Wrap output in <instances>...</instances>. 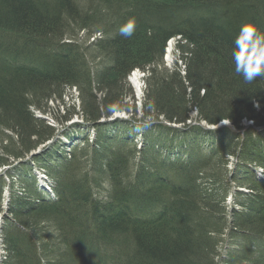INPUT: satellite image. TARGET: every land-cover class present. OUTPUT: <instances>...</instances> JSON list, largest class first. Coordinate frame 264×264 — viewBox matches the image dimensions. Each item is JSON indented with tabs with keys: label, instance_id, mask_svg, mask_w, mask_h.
I'll return each instance as SVG.
<instances>
[{
	"label": "trees",
	"instance_id": "1",
	"mask_svg": "<svg viewBox=\"0 0 264 264\" xmlns=\"http://www.w3.org/2000/svg\"><path fill=\"white\" fill-rule=\"evenodd\" d=\"M90 1L112 16L110 28L105 19L104 28L98 29L95 23L101 18L82 11L76 0H0V147L6 153L0 156V166L51 139L57 125L76 114L90 122L117 111L136 117L137 110L132 112L125 101L133 94L129 76L137 68L150 73L144 118L153 113L181 124L197 112L204 121H228L237 130L244 120L264 124V78L245 82L235 73L231 58L242 23L252 21L264 32V0ZM131 18L136 30L125 38L119 29ZM68 22L90 39L97 33L103 37L87 47L66 43L63 29ZM176 38L185 68L156 75L169 40ZM89 49L102 58L98 65H91ZM67 88L79 91L80 110L59 113L56 123L38 117L37 112L47 113L49 100L63 97ZM136 128L130 126L131 135H137ZM195 129L196 135L182 139L175 138L178 132L159 137L161 144H151L145 134L144 148H131L134 143L129 141L127 149L108 159L99 137L107 136L109 129L97 130L95 146L76 149L69 162L55 168L63 181L57 204L12 200L15 223L9 225L6 243H16L7 247L6 264H216L221 242L215 234L223 231L226 221L229 233L235 229L240 236L232 237L237 245L227 251L224 263L264 264V192L256 190L264 183L251 178L255 172L249 168L254 162L264 167V132L251 129L241 137L231 128ZM237 137L243 141L234 145ZM187 139L191 149L183 150ZM198 143L213 145V152L199 158L193 151ZM174 151L178 152L173 156ZM238 155L248 170H239L241 176L235 172L236 180L251 191L229 219L223 206L229 184L214 171ZM138 156L139 163L132 165L135 173L129 172L126 165ZM146 159L167 167L164 172L155 170L144 164ZM246 172L249 177L244 179ZM225 181L222 194L210 191L216 187L221 193ZM104 184L109 189L107 202L97 197ZM31 187L26 186L28 194L36 195ZM137 189L142 195H136ZM135 196L144 200L132 201ZM129 200L131 205L118 206ZM81 217L87 218L86 224ZM84 233L88 242L83 241Z\"/></svg>",
	"mask_w": 264,
	"mask_h": 264
},
{
	"label": "rangeland",
	"instance_id": "2",
	"mask_svg": "<svg viewBox=\"0 0 264 264\" xmlns=\"http://www.w3.org/2000/svg\"><path fill=\"white\" fill-rule=\"evenodd\" d=\"M76 3H77V5H79V7H80V9L82 11H87L93 17L98 16V17L101 18L99 21H97V23H95V25H98L97 26L98 29L101 30V28L104 26L105 19L108 22V27L107 28H110V23H111L110 20L112 19V16L110 14H107L105 11H102V8L100 9L98 4L93 3L90 0H76ZM63 32H64V34H66L65 35L66 38H64L63 40H65L68 43L69 42H71V43L72 42H77V43H80L81 45H83L84 47L89 46V44L91 42H95V40H98L99 38L103 37V34L102 35L99 34V35H97L96 38L92 37L90 39L91 35L89 36V34H84V32L82 30H80V28H78L75 23H72V22H68L66 28L63 29ZM178 40H179L178 38L169 40V44H168V46H167V48L165 50L166 55H165V57L163 59V63L164 64L159 66V73H155L156 75H158V76H160V75L166 76L165 75L166 72L171 70V69H174L176 67H179L181 69L185 68V63L183 62L184 59H182V54H181V51L179 49L180 41H178ZM87 52H88V56H90V59L93 60L91 62V65H93V66L94 65H98L101 62L102 58L100 56H98V54H97V52L95 50H90L89 49V51L87 50ZM148 72L149 71H146L144 69L137 68V69H134L133 71H131L130 76H129L130 77L129 78V83L131 84V88H133L134 91H133V94L129 93V95L126 98L125 103L128 102L129 107L132 109L131 110L132 112H133L134 109L137 110L136 117L134 119H136L138 122H139V120H141V118H142V116L144 114L143 110H144V108H145L144 106L146 104V98L145 97H146V93H147V89H148L147 86L149 84L146 79H148V77L150 75V73H148ZM65 90H66V93H65V95L63 97L55 98L52 101L49 100V103L47 104V106L44 107V110H46V111L48 110L47 113H44L43 111L41 113L37 112L38 117L39 116H42V117L44 116L43 118L46 119V121L48 123H56L57 122V120H56L57 117L60 116L59 113L64 114L67 110H72V108H75L76 112L79 111L80 110V106H82V103H83L79 91L75 90L74 88H71V89L67 88ZM96 94L98 96H100L98 93H96ZM120 112L123 113V111H120ZM126 113H127V115H129L128 113H130V111H128ZM193 115H194V113L192 114V117H193ZM74 118L80 120L79 118H81V116L76 114V115H74ZM149 118H151L154 121H156L155 118H154L153 113H152V115L150 117H147L146 120L149 119ZM68 123L69 122H67V124L66 123H63V124L68 125ZM251 123H253L252 120L251 121L250 120H247V121L245 120L243 122L244 125H250ZM117 126H113L114 130H116ZM117 129H119V126H118ZM76 131H77V133H79L78 130H73V131H71V134L73 135V133H76ZM91 131H90V133L88 132V134H90L91 141H92L94 136H93V134H91ZM103 131H102V133H104ZM230 131H234L235 132V130H230ZM5 132H6V135H9L11 137L13 136L10 131H5ZM80 134L84 135L85 133L81 132ZM235 134L238 135L236 132H235ZM258 134H261V133H258ZM164 136H167V135L165 134ZM3 137L5 138V136H3ZM169 137L170 136H168V138ZM231 137H232V135L230 134V138ZM241 137H243V135ZM241 137H237L236 138L237 140H235L233 138V140H235V142L233 144L235 145L236 142L243 141V139H241ZM99 139H100L99 140L100 142H106L107 141V136H102L101 135V137H99ZM158 139H159V136H157V135L155 136L154 135V142L155 143H159V144L163 143L162 141L160 143V140L157 141ZM60 141L63 142V144L68 143L66 141V139L64 138V136H62V138H60ZM210 142L213 143L214 140H211ZM5 144H7V140H6ZM70 145L71 144H68V147L71 148ZM110 145L111 144H109V146ZM138 147H140V144H138ZM1 155H3V156L6 155L5 149L2 148V147H0V156ZM13 160H16V159H13ZM228 161H229V163L227 165H225V166L220 164V166L217 167L218 166L217 165L216 166L217 169L214 171V173L216 175H218V176L222 175V177L228 182L229 187H227V184H226V181H225L224 183H222L224 185V187L221 188V193H219V190L216 187H212L210 191H212V193H214V194H216V193L217 194H222L224 188H226V187L229 188V190H230L229 197L228 196L226 197V201H227L226 204H227L228 207H225V211H226L225 214L230 219V218H233L232 216H233L234 211H239L240 210V208L233 209V207H234L233 204L236 203L237 205H240L241 202H243V200L246 199V196H245L243 191L244 190L248 191L249 188H247L245 186H241V183H239L236 180L237 177L235 175V172H238L239 170H240V172L248 170L247 169L248 166L246 164V161H244V159H243V161H239V155H238V157L237 156H233V157L230 156ZM6 168H7L6 166H0V171L3 172L4 169H6ZM1 169H3V170H1ZM17 171H19V170L17 169ZM20 172H21V175L24 174L23 170H20L19 173ZM245 175H247V172L244 173V175H243L244 179H245V177H249V176H245ZM238 176H241L240 173H239ZM14 177L17 178V176H14ZM233 179H234V182H233ZM80 181L83 183L82 180H80ZM3 182L8 184V182L5 181L4 179H3ZM1 188L3 190L4 185L0 184V189ZM207 191H209V190H207ZM81 218L83 219V217H81ZM48 225L50 226V231L52 233H55V227H54V225H52V221H49ZM229 226H230V222H229V225H228V223L226 221V225H225V228L223 229V231L221 233H216L215 234V237H217V239L221 242L220 243L221 245L219 246V248L217 250L218 253H220L219 256H218L219 258L221 257V251L224 248L223 247L224 246L223 243L226 241V238L228 237L227 234L230 231ZM225 229H228V230H225ZM3 234H4V232H3ZM34 238H35V240H37L38 237L37 238L34 237ZM234 240L232 239V243L234 242ZM222 253H223V251H222Z\"/></svg>",
	"mask_w": 264,
	"mask_h": 264
},
{
	"label": "clouds",
	"instance_id": "3",
	"mask_svg": "<svg viewBox=\"0 0 264 264\" xmlns=\"http://www.w3.org/2000/svg\"><path fill=\"white\" fill-rule=\"evenodd\" d=\"M135 18L129 19L119 29L121 36L131 37L136 30ZM231 58L234 63L235 73L247 83H252L258 78H264V32L252 21L241 24L233 41ZM118 107V106H110ZM151 109V103L148 104ZM155 121L151 118L137 125V130L147 127Z\"/></svg>",
	"mask_w": 264,
	"mask_h": 264
},
{
	"label": "bare ground",
	"instance_id": "4",
	"mask_svg": "<svg viewBox=\"0 0 264 264\" xmlns=\"http://www.w3.org/2000/svg\"><path fill=\"white\" fill-rule=\"evenodd\" d=\"M99 34L101 35V33H97L94 37H97V35H99ZM65 35H64L63 38H66ZM64 42H66V41L64 40ZM66 43H68V42H66ZM196 114H197V112H194L193 117H190L187 121H184V123H181V125L183 126L182 129H180L179 126L177 128V122L176 121H174V120L173 121H170L168 119H163L162 124L157 122V124H151L150 127H149V129L148 128H146L145 130L142 129V132L143 133L136 130V132H138L137 135H135L133 132H132V134L135 135L137 138L140 137V136H142V134H143L144 139H145V134H148L147 141L148 142H151V144L152 143H155L154 142V135L155 136L157 135L159 137H162L165 134L166 135L167 134H170V135L174 136V134L178 132V134L175 136V138H178V139L184 138L185 135L186 136H194V135H196L197 132H196V129L193 126H191V123L195 120L194 118L197 117ZM196 121H198V120H196ZM141 148H144V145H140V149ZM8 160L9 161L4 166L9 167L14 173H18L16 167L13 165V159L12 158H8ZM144 164H147V165L151 166L155 170L157 168H159V170H161V172H164L165 168L167 167L166 164H158L159 165L158 166V165H156L155 162H153V161L151 162L148 159L145 160ZM126 166L128 167L127 170L129 172L130 171H133L134 172V166H132V165H130V166L129 165H126ZM1 170H3V169H1ZM0 173H1V171H0ZM255 179L258 182H262L264 180V171L262 173H255ZM47 188L49 190H53V185H47ZM263 188H264V186L259 185V188H258L259 190L258 189H256V190L259 191V192H262V191L264 192V189ZM260 189H263V190H260ZM248 191H251V190H248ZM135 192H136V195L137 196L142 195V189H137ZM229 192H230V190H229ZM38 193H42V192H38ZM42 194H45V193H42ZM42 194H40V195H42ZM107 195H108V191L105 190V189H103V188L97 193V197H100L101 200L104 201V202H107L108 201L107 200ZM227 195L229 197V193H227ZM137 196H135L132 201H134V200H136V201H143L144 200V199L143 200H140L141 198H139V197L137 199L136 198ZM14 198H16V197H14ZM226 203H227V201L224 202V204H223L224 207H228ZM129 205H131V200H129V202H127V204H124L123 202H121L118 206H120V207L121 206L127 207ZM145 205H148V203H145ZM12 207H15V205L12 204L11 202L5 204V208H6V211H7L6 212L7 213L6 214L7 217L5 218V220L8 221V222L15 220V217H14V215L12 213L13 212ZM83 220H84V222H86L87 221V218L84 217ZM90 230H91V228L88 227L87 231L89 232ZM81 235L84 238L83 241H86L87 240V242H88V240H89L88 234L84 233V234H81ZM239 236H240V232L238 230H235L234 229V233H232V237L235 238V239H237ZM11 242L13 244L16 243V241H14V240H11ZM10 243H8V245H7V243L0 244V249H1L0 251L6 250L7 247L9 248V244Z\"/></svg>",
	"mask_w": 264,
	"mask_h": 264
},
{
	"label": "water",
	"instance_id": "5",
	"mask_svg": "<svg viewBox=\"0 0 264 264\" xmlns=\"http://www.w3.org/2000/svg\"><path fill=\"white\" fill-rule=\"evenodd\" d=\"M155 118V117H154ZM46 141V140H45ZM45 141H43L42 143H44ZM41 144V143H40Z\"/></svg>",
	"mask_w": 264,
	"mask_h": 264
}]
</instances>
